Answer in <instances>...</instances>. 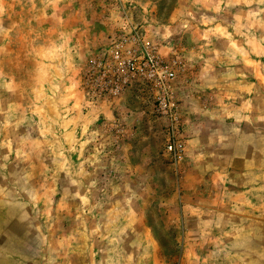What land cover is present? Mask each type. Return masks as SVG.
Listing matches in <instances>:
<instances>
[{"label": "rangeland", "instance_id": "1", "mask_svg": "<svg viewBox=\"0 0 264 264\" xmlns=\"http://www.w3.org/2000/svg\"><path fill=\"white\" fill-rule=\"evenodd\" d=\"M135 27L176 56L91 94ZM0 264H264V0H0Z\"/></svg>", "mask_w": 264, "mask_h": 264}, {"label": "built area", "instance_id": "2", "mask_svg": "<svg viewBox=\"0 0 264 264\" xmlns=\"http://www.w3.org/2000/svg\"><path fill=\"white\" fill-rule=\"evenodd\" d=\"M176 56H163L156 46L133 27L128 34L114 39L102 54L93 57L83 71L84 83L91 94L116 98L133 82H146L153 90L156 108L169 121L172 139L167 151L181 150L176 141L177 99L174 81L180 70Z\"/></svg>", "mask_w": 264, "mask_h": 264}]
</instances>
